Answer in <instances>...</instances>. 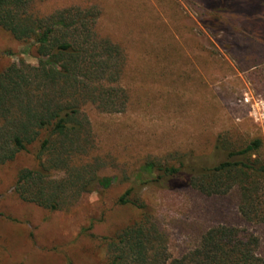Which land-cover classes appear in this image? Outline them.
Masks as SVG:
<instances>
[{
	"label": "rangeland",
	"instance_id": "obj_1",
	"mask_svg": "<svg viewBox=\"0 0 264 264\" xmlns=\"http://www.w3.org/2000/svg\"><path fill=\"white\" fill-rule=\"evenodd\" d=\"M98 1L104 30L130 55L129 110L89 109L99 152L110 156L103 172L117 182L69 209L49 211L15 193L16 174L32 165L30 155L0 166V264H104L102 236L134 215L116 202L129 185L125 174L150 159L171 162L189 152L211 157L220 133L264 141V0ZM33 44L0 28V67L21 59L36 64ZM142 192L174 254L226 224L258 234L264 255V224L242 218L236 190L208 197L190 187L144 183Z\"/></svg>",
	"mask_w": 264,
	"mask_h": 264
},
{
	"label": "trees",
	"instance_id": "obj_2",
	"mask_svg": "<svg viewBox=\"0 0 264 264\" xmlns=\"http://www.w3.org/2000/svg\"><path fill=\"white\" fill-rule=\"evenodd\" d=\"M104 16L98 0H0V28L18 41H33L37 58L36 64L21 59L0 67V166L31 156L14 187L25 203L65 210L117 182L103 172L110 156L99 152L89 109L129 110L130 55L104 30ZM263 147L261 137L240 141L220 133L211 157L189 152L171 162L150 159L125 174L129 185L116 202L134 215L102 236L104 264H264L261 237L226 224L208 228L194 247L174 254L142 192L144 183L190 187L208 197L236 190L242 218L264 224Z\"/></svg>",
	"mask_w": 264,
	"mask_h": 264
}]
</instances>
